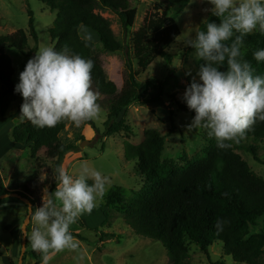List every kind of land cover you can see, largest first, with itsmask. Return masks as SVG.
<instances>
[{
	"label": "trees",
	"instance_id": "1",
	"mask_svg": "<svg viewBox=\"0 0 264 264\" xmlns=\"http://www.w3.org/2000/svg\"><path fill=\"white\" fill-rule=\"evenodd\" d=\"M38 1L55 14L47 32L51 46L57 51L67 47L70 53L94 61L92 88L106 98L108 107L103 136L108 138L119 133L131 134L130 125L119 118L135 102L141 100L145 104H153L165 97L163 83L152 79L141 85L138 78L158 58L171 62L172 56L167 49L180 36L175 17L182 13L191 0H158L154 6L156 13L145 16L128 46H123L115 38L108 21L96 10L107 9L116 15L124 35H127L130 26L129 0ZM27 15V31L17 30L0 36L1 117L9 115L13 103L22 97L15 93L12 61L4 53V48L14 49L24 57L36 52L33 16L30 11ZM208 22L219 23V19L210 15L198 31H206ZM83 30L91 33L98 43L92 39L86 41ZM29 40L35 44L31 51L26 50ZM98 45L109 54L123 52L127 76L120 90L107 79L101 67ZM262 48L264 33L254 31L244 38V59L252 64L255 75H264V62L258 63L253 59V53ZM153 92L158 93L157 97H151ZM16 107L20 109V106ZM182 108L195 115L193 111ZM173 118L170 113L171 128L166 135L151 130L144 133L143 141L138 146L124 145V159L135 162L138 174L144 181L143 187L129 202L118 189L109 192L104 205L99 206L100 211L105 217V209L118 211L124 215L125 224L136 235L161 242L166 250L168 264H187L188 244H194L207 254L216 243L222 244V257L232 258L239 264H262L264 180L252 172L235 152V147L242 148L253 156L255 162L264 165V159L258 157L255 145L264 140V121L257 120L244 139L239 143L230 142L231 147L226 150L218 149L214 138L205 137L206 146L199 155L188 160L183 151L180 158L183 165L180 166L172 160H163L162 156L166 138L174 133ZM84 124L95 129L92 120ZM64 128L63 121L55 127L44 129H37L28 121L15 123L10 131L11 140L28 149L31 160H36L43 150L44 157L56 171L61 167L65 155L78 151L74 144H63L60 140L59 135ZM248 140H252L253 144L246 145ZM55 190L56 181L50 188V194ZM4 194L9 193L1 188L0 196ZM17 194L27 198L32 210H35L36 205L30 197ZM217 221L224 222L221 231L217 230ZM252 229H258V232L252 233ZM71 234L80 239L78 235ZM34 264H42L39 253Z\"/></svg>",
	"mask_w": 264,
	"mask_h": 264
},
{
	"label": "rangeland",
	"instance_id": "2",
	"mask_svg": "<svg viewBox=\"0 0 264 264\" xmlns=\"http://www.w3.org/2000/svg\"><path fill=\"white\" fill-rule=\"evenodd\" d=\"M157 2L158 0H129L130 26L127 35H124L117 16L111 11L97 9L96 13L108 21L115 38L123 46H128L133 35L142 26L145 16L149 17L156 13L154 6ZM211 7L202 0H191L182 13L175 17L180 36L167 49L172 56L171 62L158 58L138 78L141 85L152 79L163 83L165 97L153 104H145L140 100L121 114L119 119H124L130 125L131 134L119 133L108 138L103 136L108 107L106 98L101 94L98 99L101 111L96 118L92 119L95 129L84 123L77 127L70 120L63 121L65 128L59 135L60 140L63 144H74L78 151L65 155L61 166L73 177L78 176L84 166L90 170L100 171L108 177V183L106 194L97 201L92 212L83 214L76 223L70 226L69 231L80 237V239L74 237L78 248L52 253L49 264H168L166 250L161 242L136 235L125 224L124 215L113 209H105L107 215L105 217L99 206L104 205L105 197L111 191L118 189L126 202L131 201L135 194L140 192L144 184L143 178L138 174L135 162H127L124 159V145L138 146L143 141L144 133L151 130L166 135L171 128L170 113L174 116V133L166 138L163 160H172L182 166L180 158L183 151L189 160L199 155L206 146L204 140L208 136L206 130L197 129L188 132V126L194 116L182 108H187L182 97L193 78L199 82L197 73L200 64L203 63L195 59V50L185 46V43L188 39L194 38L200 25L212 15ZM206 9L208 11H205ZM28 11L33 16V27L37 37L36 51L45 46H51L47 32L53 24L55 14L38 0H0V36L12 34L17 30L27 31ZM82 34L85 37L90 35L92 40L98 43L88 31L83 30ZM34 46V42L29 40L26 50L31 51ZM97 47L98 59L107 79L120 90L127 76L123 52L109 54L104 52L100 45ZM4 53L12 61L14 70L12 81L16 86L19 82V74L36 52L29 57H24L16 50L5 47ZM157 95V92L151 93L152 98ZM22 103L23 98H18L11 106L10 114L6 117L0 116V150L6 144L13 145L11 132H7L10 123L13 122L14 126L15 123L24 122L19 117L20 109L17 110L16 107L21 108ZM250 144H253L252 140L246 142V145ZM255 145L258 157L264 159V140L256 142ZM43 152V150L40 152L36 160H31L29 150L20 146L17 152L10 150L0 159L4 177H10L13 186L21 189L23 195L29 196L36 208L42 206L43 198H48L50 188L56 181L53 165L46 160ZM235 152L247 163L255 175L264 180V165L255 162L253 156L240 147L236 146ZM92 182L91 179L88 181L89 184ZM57 206H60L59 202ZM26 207L17 198L8 197L0 200V216H3V220H0V240L11 252L15 244L11 238L6 237L3 229L6 230L16 225L17 235L21 236V227L26 219ZM32 227V224L28 225L29 233ZM251 232L257 233L258 229H252ZM102 235H109V237H101ZM187 246V264H239L232 258L222 257V244L220 243L213 244L207 254L202 253L194 244ZM26 247L22 264H34L38 253L31 250L27 237ZM20 249L21 245L18 248L19 252ZM5 255V250H0V264L3 260L1 258ZM261 263L264 264V256L261 258ZM13 264H18V257L13 260Z\"/></svg>",
	"mask_w": 264,
	"mask_h": 264
},
{
	"label": "clouds",
	"instance_id": "3",
	"mask_svg": "<svg viewBox=\"0 0 264 264\" xmlns=\"http://www.w3.org/2000/svg\"><path fill=\"white\" fill-rule=\"evenodd\" d=\"M202 2L212 6L211 14L219 23L208 22L206 31H198L185 43L195 50V59L203 63L197 73L199 82L193 78L182 99L195 113L188 132L204 129L215 139L218 149L226 150L231 147L230 142L244 139L257 120L264 121V75L254 74L255 69L242 52L247 35L254 31L264 33V0ZM91 39L90 35L85 37L86 41ZM253 59L264 62V48L255 51ZM93 68V60L70 53L67 47L57 51L45 46L36 51L15 86V93L23 98L20 119L44 129L64 120L79 127L96 118L101 109L99 93L92 88ZM54 174L56 190L43 198L42 206L34 211L28 209L21 227L31 250L41 255L42 264H49L52 253L78 248L70 226L83 214L92 212L106 194L108 183V177L86 166L76 177L62 166ZM223 223L217 221L218 231ZM29 224L33 225L30 233Z\"/></svg>",
	"mask_w": 264,
	"mask_h": 264
},
{
	"label": "crops",
	"instance_id": "4",
	"mask_svg": "<svg viewBox=\"0 0 264 264\" xmlns=\"http://www.w3.org/2000/svg\"><path fill=\"white\" fill-rule=\"evenodd\" d=\"M10 116H8V117H10ZM12 123H10V125L8 126L7 132L11 131L12 126H13ZM19 147H20V145H17V144H14V143H13V145L11 143H9L8 145L6 144V146L2 147L1 150H0V159L3 158L7 154V152L10 151V150H14V151L17 152ZM10 173L12 174L11 170H10ZM10 180H11L10 177L9 178L4 177L3 169L0 166V189L3 188L8 193H22L21 189L17 188V186H13V184H12V182H10ZM16 228H17V226L14 225L11 228H8L6 230L3 229V232H6V235H7L6 237L7 238H11V240L15 244L14 245L15 247H14V250L12 249V252H11L10 250H8V248H6L3 245V241L0 240V250H5V252H6V255L3 256V258H1V260L3 259L2 260V264H13V260L15 258L18 257V259H19L20 252L18 251V248H19V245H21L22 235L21 236L17 235V229Z\"/></svg>",
	"mask_w": 264,
	"mask_h": 264
},
{
	"label": "water",
	"instance_id": "5",
	"mask_svg": "<svg viewBox=\"0 0 264 264\" xmlns=\"http://www.w3.org/2000/svg\"><path fill=\"white\" fill-rule=\"evenodd\" d=\"M8 197H13V198H17V199L21 200L27 206V211L29 208L32 209L31 202L27 198L21 197L17 193H9V194L1 195L0 200H2L4 198H8ZM27 215H28V212H27ZM27 215H26V217H27ZM25 248H26V237L23 235V232H22L21 249H20L18 264H22V262H23V257L25 254Z\"/></svg>",
	"mask_w": 264,
	"mask_h": 264
}]
</instances>
